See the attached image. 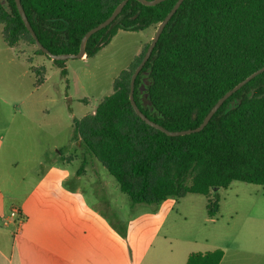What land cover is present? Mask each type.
<instances>
[{"label":"trees","instance_id":"16d2710c","mask_svg":"<svg viewBox=\"0 0 264 264\" xmlns=\"http://www.w3.org/2000/svg\"><path fill=\"white\" fill-rule=\"evenodd\" d=\"M123 0H21L39 41L54 54H78L85 34L107 20ZM178 0L144 6L129 0L114 27L93 35L86 58L96 56L120 30L159 25ZM0 2L1 36L16 48L36 46L15 0ZM149 46H147L146 51ZM114 83L94 115L73 118L75 136L117 180L134 205H159L189 194L209 196L233 182L264 186V73L233 94L207 127L171 137L142 121L130 102L131 78L145 53ZM38 54L47 57L38 49ZM31 63V61L29 60ZM66 61H53L68 81ZM264 67V0H184L135 83L141 111L165 129L199 127L230 90ZM46 67L31 66L35 88ZM219 197L207 205L209 218ZM224 251L194 253L187 264H220Z\"/></svg>","mask_w":264,"mask_h":264},{"label":"rangeland","instance_id":"374dc122","mask_svg":"<svg viewBox=\"0 0 264 264\" xmlns=\"http://www.w3.org/2000/svg\"><path fill=\"white\" fill-rule=\"evenodd\" d=\"M158 26L120 30L96 56L67 60L68 81L52 60L38 54L37 46L18 44L16 51L31 66L38 67L39 59L46 61V83L32 98L30 117L23 116L28 112L24 108L13 122L0 170L16 181L36 179L51 161H65L61 165L71 183L118 223L130 245L145 243L142 264H187L190 255L217 249L225 253L221 264H264V186L233 182L209 196L189 194L159 205H134L75 136L73 118L94 115L101 101L114 94L115 81L146 51ZM216 195L219 214L209 218L207 205Z\"/></svg>","mask_w":264,"mask_h":264},{"label":"crops","instance_id":"0c3cea01","mask_svg":"<svg viewBox=\"0 0 264 264\" xmlns=\"http://www.w3.org/2000/svg\"><path fill=\"white\" fill-rule=\"evenodd\" d=\"M1 32L0 155L18 114L25 108L30 117L42 88L34 86L29 59L7 46ZM37 62L47 70L46 61ZM62 163L53 160L42 177L19 181L0 170V264H142L145 243L130 245L118 223L71 183ZM14 210L23 223L11 216Z\"/></svg>","mask_w":264,"mask_h":264},{"label":"water","instance_id":"95a60500","mask_svg":"<svg viewBox=\"0 0 264 264\" xmlns=\"http://www.w3.org/2000/svg\"><path fill=\"white\" fill-rule=\"evenodd\" d=\"M139 1L141 4H143L144 6H156L164 1L167 0H137ZM3 8L10 12L9 9V4L7 2V0H0ZM129 2V0H123L115 9V11L113 12V14L104 22H102L101 24H99L98 26L94 27L93 29H91L90 31H88L85 36L83 37L82 41H81V45H80V51L78 54H54L51 53L47 48H45L43 46V44L39 41L31 23L28 20V17L25 13V10L22 6L21 0H15L18 12L23 20V23L25 24L27 30L31 33L33 39L35 40L36 46L39 50H41L43 53H45L52 61H67L69 59H84L86 57V47H87V43L89 41V39L95 35L96 33H98L99 31H102L103 29L107 28V27H114L115 24L117 23V19L119 17V15L122 13L124 7L127 5V3ZM184 2V0H178L177 3L175 4V6L173 7V9L171 10V12L167 15V17L159 24L157 31L153 37L152 42L150 43L141 63L139 64V66L136 68L134 74L132 75L131 78V86H130V102L131 105L133 106L135 112L137 113V115L139 116V118L144 121L147 125L162 131L163 133L167 134L168 136L171 137H178V136H184V135H190V134H194V133H199L201 131H203L207 125L210 123L211 119L213 118V116L218 112V110L223 106V104L233 95L235 94L237 91H239L242 87H244L246 84H248L250 81H252L253 79H255L257 76H259L260 74L264 73V67L259 69L258 71L252 73L249 77H247L245 80H243L241 83H239L236 87H234L232 90H230L228 93H226L215 105L214 107L211 109V111L208 113V115L205 117L204 121L201 123V125L195 129H191V130H186V131H176V132H172L169 131L167 129H165L164 127H162L161 125L157 124L156 122L152 121L151 119H149L139 108V106L137 105L135 98H134V90H135V83H136V79L138 77V75L141 73L142 69L144 68V66L146 65V63L149 61V59L151 58L159 40L161 35L163 34L165 28L167 27V25L169 24V22L171 21L172 17L176 14V12L178 11V9L180 8V6L182 5V3Z\"/></svg>","mask_w":264,"mask_h":264},{"label":"built area","instance_id":"2783aa9c","mask_svg":"<svg viewBox=\"0 0 264 264\" xmlns=\"http://www.w3.org/2000/svg\"><path fill=\"white\" fill-rule=\"evenodd\" d=\"M11 216H12L13 218L18 217V218H19V222H20V224L23 223V219L19 217V211L14 210V211L12 212Z\"/></svg>","mask_w":264,"mask_h":264}]
</instances>
